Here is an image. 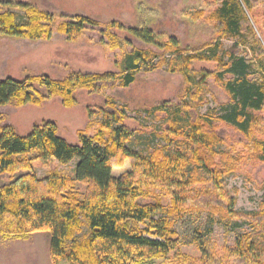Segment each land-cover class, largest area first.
Returning <instances> with one entry per match:
<instances>
[{"label": "trees", "instance_id": "trees-1", "mask_svg": "<svg viewBox=\"0 0 264 264\" xmlns=\"http://www.w3.org/2000/svg\"><path fill=\"white\" fill-rule=\"evenodd\" d=\"M3 5L7 10L0 11V35L50 40L56 32L68 42H77L88 28L98 29L102 38L117 28L162 51L135 49L125 53L119 73L71 71L63 79L45 75L0 79V106L38 107L59 97L65 107H72L76 91L96 92L116 81L127 87L134 82L137 69L156 57L150 69L167 65L168 71L184 76L190 89L189 100L181 105L164 102L153 107L152 112L165 115V126L158 134L165 145L147 154L127 145L134 132L126 125L124 112L112 105L96 134L80 132L78 144L59 136L56 123L51 121L33 125L27 135H19L11 125L2 126L0 177L6 176L7 181L0 183V233L21 236L48 231L51 264H141L175 247L177 236L170 216L206 212L221 219H240L251 230L238 235L224 257L214 252L211 242H198L202 253L199 263L264 264V202L258 211H237L235 197L223 185L224 176L240 163L264 161V41L256 35V21L248 16L256 0H221L214 39L185 48L176 39L157 43L147 27L125 28L117 21L103 23L82 14L62 15L53 26L54 16L35 6L21 2ZM187 15L198 19L202 12ZM226 38L237 39L245 50L220 54V41ZM118 47L112 36L109 48ZM195 63H213L215 67L202 69L200 80H195L191 70ZM209 78L221 83L228 95L219 115L200 114L198 110L206 101L204 86ZM217 123L243 133L256 132L260 139L248 140L251 154L233 158L229 151L221 150L225 140ZM51 159L60 164L77 159L73 175L56 171L37 177L32 163ZM126 161L129 169L113 176L112 170ZM146 187L166 190L170 195L166 216L155 218L163 206L159 196ZM83 220L89 235L76 241L74 234Z\"/></svg>", "mask_w": 264, "mask_h": 264}, {"label": "rangeland", "instance_id": "rangeland-1", "mask_svg": "<svg viewBox=\"0 0 264 264\" xmlns=\"http://www.w3.org/2000/svg\"><path fill=\"white\" fill-rule=\"evenodd\" d=\"M4 2H21L42 9L54 16L53 26L61 21L62 15L82 14L103 23L117 21L125 28L147 27L154 32L157 43L176 39L179 46L185 48L198 47L214 39L215 17L221 0H0V11L7 10ZM13 11L19 16L23 15L21 10ZM199 11L202 15L198 19L187 15V12L191 14ZM263 12L264 0H256L248 16L256 21L259 28L256 30L254 27L256 35L264 41ZM112 36L119 42L116 49L109 48ZM220 42V54L225 51L237 54L245 50L234 38L222 39ZM135 49L153 50L156 53L162 51L156 45L144 43L126 30L117 28L103 38L98 29L88 28L77 42H68L56 32L50 40L0 35V79L10 77L22 80L27 75L63 79L71 71L119 73L124 67V54ZM157 60L156 57L149 64L141 65L136 71L134 82L127 87L119 86L116 81L96 92L85 89L76 91V102L72 107H65L59 97H52L38 107L29 104L21 107L0 106V131L2 126L11 125L19 135H27L33 125L51 121L56 123L59 136L70 144H78L80 132L88 136L96 134L106 118V109L112 105L124 112L125 123L134 132L127 145L147 154L165 145V141L158 137L159 130L165 126V115L152 112L153 107L164 102L173 106L181 105L189 100L187 92L190 87L184 76L168 71L167 65L150 69ZM214 67L213 63H195L191 67L193 79L200 80L202 69L211 70ZM205 82L206 101L198 110L200 114L209 112L219 115L228 102V95L221 83L214 82L212 78ZM217 131L222 133L225 140L221 150L229 151L233 158L244 156L247 152L251 154L249 137L260 139L256 132L243 133L228 124L217 123ZM76 163L77 159L67 164H60L54 159L35 160L32 167L39 178L56 171L72 176ZM128 169L129 163L126 161L123 166L115 167L112 174L117 177ZM5 181L6 176L0 177V183ZM223 185L236 199L235 210L258 211L264 202V161L250 159L240 163L234 172L224 176ZM145 190L158 195L163 206L155 218L166 216L170 206V195L166 190L152 187H146ZM170 220L177 236L175 247L141 264H201L198 262L202 256L198 247L200 241L211 242L214 252L224 257L236 237L251 230L249 224L240 219H221L206 212L182 213L170 216ZM88 235L89 229L83 220L74 239L82 241ZM50 239L48 231L28 232L21 236L0 233V264H51ZM70 246L71 242L67 244V249Z\"/></svg>", "mask_w": 264, "mask_h": 264}]
</instances>
